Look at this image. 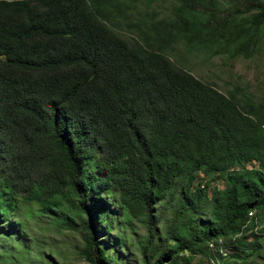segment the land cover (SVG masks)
I'll return each mask as SVG.
<instances>
[{"label":"trees","instance_id":"16d2710c","mask_svg":"<svg viewBox=\"0 0 264 264\" xmlns=\"http://www.w3.org/2000/svg\"><path fill=\"white\" fill-rule=\"evenodd\" d=\"M153 2L0 0V227L46 215L90 264H125L100 234L118 208L144 226L141 264H214L221 245L220 264H264V95L171 59L251 56L264 0Z\"/></svg>","mask_w":264,"mask_h":264},{"label":"rangeland","instance_id":"374dc122","mask_svg":"<svg viewBox=\"0 0 264 264\" xmlns=\"http://www.w3.org/2000/svg\"><path fill=\"white\" fill-rule=\"evenodd\" d=\"M169 3L170 0H154L149 9L152 12L160 13L165 10L163 8ZM179 56L180 54L177 53L176 57L171 58L176 65L190 67L191 72L197 78L209 84H214L222 92L237 86L245 88L256 96L264 95V22L261 26L260 43L251 56L239 55L229 58L224 54H216L207 60L203 56L195 54H184L182 55L184 57L178 58ZM247 166L255 167L256 162H249ZM198 177L202 186H207L208 183L211 186H224L222 179L214 180V173L212 172L204 174L200 171ZM195 183L198 184L197 180ZM207 193L210 194L211 191L208 190ZM112 209L119 213V216L113 222L112 229H100L101 236H104L105 242L109 243L112 249H121L122 246L116 245L118 237L121 238L127 248H122L120 260L127 262L125 264H141L138 239L142 238L144 234L143 224L136 219L126 220L120 209ZM19 213L25 220L23 224H19L20 227L16 228L17 224L14 216L10 217L9 221L15 224L8 226L7 222H3V228L0 227V254L3 256L4 264H47V261L54 264H90L74 247V244L79 241L77 232L50 221V218L46 215L28 218L24 210H19ZM259 225L262 226L263 223ZM9 228L18 233L23 232L5 238L2 232H6V229ZM13 236L19 237L21 243H17L18 240L13 239ZM22 242L27 251L22 247ZM213 252L214 256L212 255L209 260L214 264H220L219 256L228 257L231 250L226 245H221L220 253ZM110 254H112V250ZM6 258H10V260ZM232 259L233 257H229V263L234 261ZM234 259L240 264H260L262 262V258L259 256H248L244 261L240 258ZM192 262L210 264L207 259L200 255L193 256Z\"/></svg>","mask_w":264,"mask_h":264}]
</instances>
